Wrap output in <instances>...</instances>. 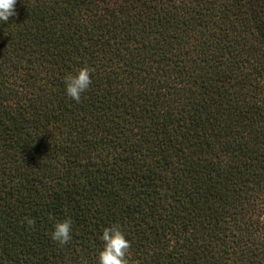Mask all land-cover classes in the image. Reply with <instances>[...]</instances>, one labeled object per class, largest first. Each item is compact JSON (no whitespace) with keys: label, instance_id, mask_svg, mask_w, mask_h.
<instances>
[{"label":"trees","instance_id":"1","mask_svg":"<svg viewBox=\"0 0 264 264\" xmlns=\"http://www.w3.org/2000/svg\"><path fill=\"white\" fill-rule=\"evenodd\" d=\"M15 11L0 23V264H97L111 225L129 264H264V0ZM85 65L77 103L64 77Z\"/></svg>","mask_w":264,"mask_h":264},{"label":"clouds","instance_id":"2","mask_svg":"<svg viewBox=\"0 0 264 264\" xmlns=\"http://www.w3.org/2000/svg\"><path fill=\"white\" fill-rule=\"evenodd\" d=\"M17 0H0V23H5L9 17L15 16ZM91 68L87 65L79 67L74 73H67L64 77V91L67 97L77 103L81 95L91 84ZM24 222L31 226L34 221L30 217H24ZM72 221L65 218L56 221L50 234V238L60 245L68 243L71 239ZM99 239L103 242L102 249L97 255V264H129L128 251L130 241L125 238L124 232L118 225L103 228Z\"/></svg>","mask_w":264,"mask_h":264}]
</instances>
